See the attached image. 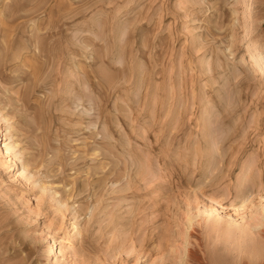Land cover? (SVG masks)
Masks as SVG:
<instances>
[{"label":"rangeland","instance_id":"obj_1","mask_svg":"<svg viewBox=\"0 0 264 264\" xmlns=\"http://www.w3.org/2000/svg\"><path fill=\"white\" fill-rule=\"evenodd\" d=\"M257 67L264 0H0V264H264Z\"/></svg>","mask_w":264,"mask_h":264},{"label":"bare ground","instance_id":"obj_2","mask_svg":"<svg viewBox=\"0 0 264 264\" xmlns=\"http://www.w3.org/2000/svg\"><path fill=\"white\" fill-rule=\"evenodd\" d=\"M242 60H244V59H242ZM245 61V60H244ZM244 61H243V64H244ZM242 64V62H241V60L238 62V64ZM237 64V65H238ZM246 64V63H245ZM256 65V64H255ZM247 68H249V70H251V69H253V67L252 66H250L249 67V65H247L246 66ZM248 71V70H247ZM256 73L255 74H257V72L258 73H260V75H261V78H263L264 77V71H263V69H261L260 67H257V70L255 71ZM2 121H4V120H2ZM0 136H2L1 134H0ZM2 144V142L0 141V145ZM3 148L5 149V151L6 152H8L9 153V155H10V158H13L15 155H14V152H13V147L12 146H9V145H3ZM15 163V162H14ZM24 171H21V173H19V175L21 176L22 175V173H23ZM243 200V199H242ZM247 200V198L245 199V200H243V202L244 201H246ZM216 207H218L219 208V210H221V212H222V214H223V216H224V219H223V222H225V225L228 227V228H231V227H236L238 224H236L235 223V221H234V219H233V217H231L230 215H228V214H225L223 211H225V209H227V205H225V204H222V203H216ZM217 208V209H218ZM263 214H264V209H263ZM225 219H228V220H225ZM225 228V227H224ZM244 232V231H243ZM58 252V248L55 246V242L53 241V244H52V247L49 249V256H53L54 254H56ZM252 253V252H251Z\"/></svg>","mask_w":264,"mask_h":264}]
</instances>
